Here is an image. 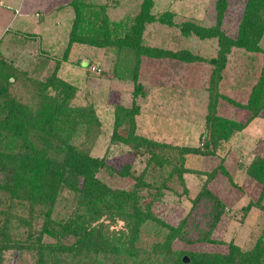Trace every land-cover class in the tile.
Here are the masks:
<instances>
[{"label":"trees","instance_id":"trees-1","mask_svg":"<svg viewBox=\"0 0 264 264\" xmlns=\"http://www.w3.org/2000/svg\"><path fill=\"white\" fill-rule=\"evenodd\" d=\"M66 8L73 10V22L69 42L63 60H69L77 45L106 49L115 55V77L134 82V101L131 107H117L113 144L122 143L142 153L147 149L150 156L147 173L154 182L147 183L149 175L140 174L137 184L130 191L115 190L101 180L100 174L110 172L123 178L131 176L130 165L116 170L109 167L106 159L91 155L89 143L96 139L101 124L93 103L86 106L72 105L78 87L59 77L61 61L55 62L51 74L36 82L28 71L21 72L5 59H0V264L7 252L39 253L36 264H45L47 254L115 253L128 256L141 254L172 256V264H264V240L260 239L250 251L231 243L227 254L175 252L173 243L182 238L188 243H215L212 234L224 215V203L205 187L194 200L195 208L211 203L210 217L205 228L198 229V237L189 238L184 226L173 227L153 214L152 204L144 205L141 195L145 189L157 190L150 196L159 199L160 172L172 165V146L148 140L136 134V117L141 107L138 98L146 96L139 82L143 59L173 60L184 64L209 63L213 66L206 123L210 139L199 148L176 147V167L170 175L184 182L191 173L184 167L185 155L213 156L246 125L222 117L217 112L219 98L233 106L241 105L229 97L219 95L220 84L227 70L229 57L234 49L248 53H262L260 42L264 36V0H247L236 38L223 31L225 13L229 0L217 1V23L204 27L195 22L181 26L185 37L192 35L201 40L216 39L219 44L217 56L207 60L188 50L171 51L144 44L147 27L160 22L174 26L175 14L165 12L159 17L153 13L154 0H143L135 16L112 21L105 7L96 8L89 0H70ZM31 38H36L34 34ZM24 37L28 38L29 36ZM42 57H48L42 52ZM84 62H81L82 67ZM90 66L88 62L86 67ZM262 75L252 87L244 110L256 119L264 111V68ZM32 84V89H29ZM29 90H27V88ZM24 94L13 95V91ZM125 131V136L118 134ZM94 145V144H93ZM180 163V164H179ZM226 173L225 170H223ZM217 171L211 173L215 177ZM248 175L262 186L264 198V158L257 157L248 168ZM164 179V178H163ZM164 183L167 179L163 180ZM67 195H69L67 197ZM154 199V200H155ZM36 214L44 221L41 230L31 225V219L14 216V207ZM65 212H58V206ZM263 208L260 203L250 204ZM124 227L117 229L118 222ZM25 228V231H22ZM24 232V234H22ZM23 237L26 239L23 240ZM49 237L52 242H46ZM145 238L152 242L144 247ZM46 254V255H45Z\"/></svg>","mask_w":264,"mask_h":264},{"label":"rangeland","instance_id":"rangeland-1","mask_svg":"<svg viewBox=\"0 0 264 264\" xmlns=\"http://www.w3.org/2000/svg\"><path fill=\"white\" fill-rule=\"evenodd\" d=\"M70 0H0V59H5L17 70L28 71L36 82L45 80L61 61L59 77L78 87L72 105L86 106L93 103L101 124L96 139L89 143L91 155L106 159L109 167L121 170L130 165L129 177L104 172L99 175L102 181L115 190L130 191L137 184L136 178L144 171L150 158L146 153L135 151L122 143L113 144L116 113L120 106L131 107L134 101V82L115 77V55L106 49L89 46H75L69 60L63 56L69 42L73 22V10L64 7ZM96 8L105 7L109 18L118 22L126 16H135L143 0H89ZM218 0H154L153 13L160 16L165 12L175 14L174 26L160 22L147 27L144 44L171 51L188 50L207 60L217 56L219 44L216 39L201 40L195 35L185 37L181 26L195 22L204 27L217 23ZM247 0H229L225 13L223 31L236 38ZM34 34L36 38H31ZM29 36L28 38L24 37ZM262 53H248L234 49L229 57L227 70L220 84L219 95L229 97L240 106H233L219 98L217 112L220 116L242 122L246 128L235 135L213 156L185 155L184 167L190 170L184 182L177 174L170 175L176 167V147L199 148L210 139L211 133L206 123L208 114L210 81L213 66L209 63L184 64L173 60L143 59L139 82L144 86L146 96H141L137 104L141 113L136 117V134L153 142L172 146V165L165 166L157 177L159 199L142 191L143 204H152L153 214L170 226H184L189 238L198 237V229H206L211 221V203L205 200L200 209L195 208L194 200L208 187L213 195L225 206L224 215L212 240L215 243L191 244L182 238L173 243L175 252L222 253L227 254L231 243L250 251L256 243L264 240V209L250 204L260 203L263 186L248 175V168L257 157L264 158V111L256 119L244 110L248 104L252 87L262 75L264 68V36L260 42ZM48 57H42V52ZM81 62H84L82 67ZM90 66L86 67L87 63ZM32 89V84H29ZM27 88V87H26ZM27 88V90H29ZM13 91V95L24 94ZM120 136L126 133L118 131ZM94 144V145H93ZM179 158V157H178ZM180 164V163H179ZM226 171V173L223 172ZM217 171L215 177L211 173ZM147 183L154 179L147 173ZM168 181L164 183V179ZM157 193V190H156ZM155 193V194H156ZM69 195H67L68 197ZM155 199V200H154ZM58 206V212L65 209ZM20 205L14 207V216L31 219L32 226L41 230L44 220L36 214L22 212ZM124 227L118 222L117 229ZM24 232L25 228H22ZM22 232V234H24ZM26 237H23V240ZM46 242H52L45 237ZM143 246L151 247L152 242L145 238ZM46 255V254H45ZM39 253L25 250L7 252L2 264H36ZM172 256L141 254L128 256L115 253L47 254L45 264H172Z\"/></svg>","mask_w":264,"mask_h":264},{"label":"water","instance_id":"water-1","mask_svg":"<svg viewBox=\"0 0 264 264\" xmlns=\"http://www.w3.org/2000/svg\"><path fill=\"white\" fill-rule=\"evenodd\" d=\"M183 262L186 263V264H189L190 263V259L188 256H184L183 257Z\"/></svg>","mask_w":264,"mask_h":264}]
</instances>
